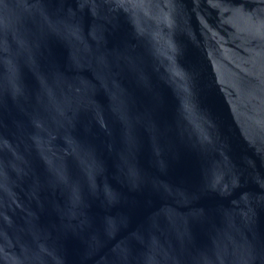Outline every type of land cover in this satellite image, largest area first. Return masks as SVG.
<instances>
[{
	"label": "water",
	"instance_id": "obj_1",
	"mask_svg": "<svg viewBox=\"0 0 264 264\" xmlns=\"http://www.w3.org/2000/svg\"><path fill=\"white\" fill-rule=\"evenodd\" d=\"M0 264H264V0H0Z\"/></svg>",
	"mask_w": 264,
	"mask_h": 264
}]
</instances>
